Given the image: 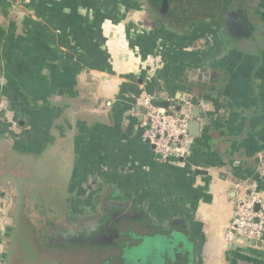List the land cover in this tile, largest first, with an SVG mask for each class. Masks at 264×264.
<instances>
[{
    "label": "crops",
    "instance_id": "0c3cea01",
    "mask_svg": "<svg viewBox=\"0 0 264 264\" xmlns=\"http://www.w3.org/2000/svg\"><path fill=\"white\" fill-rule=\"evenodd\" d=\"M200 1L174 29L146 0H0V264L76 261L35 240L45 172L67 201L111 186L182 218L199 264H264V232L224 240L234 183L264 197V0ZM144 95L189 115L186 158L143 140Z\"/></svg>",
    "mask_w": 264,
    "mask_h": 264
},
{
    "label": "flooded vegetation",
    "instance_id": "af4514ba",
    "mask_svg": "<svg viewBox=\"0 0 264 264\" xmlns=\"http://www.w3.org/2000/svg\"><path fill=\"white\" fill-rule=\"evenodd\" d=\"M159 7L157 16L160 24L181 29L189 21L172 20L163 15ZM167 18L169 20H165ZM99 188L96 187L94 193H87L80 201L65 200L64 216L51 215L49 207L47 213L40 212V199L34 195L36 198L30 205L34 206L36 213L30 218L37 235L50 233L58 239L65 236L68 244L79 246L82 243L71 241L74 236L76 239L95 240L93 245L110 246L119 251L121 264H159L160 260L161 264H199L194 240L182 227L184 224L180 217L161 219L141 200L111 186ZM78 205L80 208H76ZM156 239L159 245L155 246ZM107 261L105 264H111Z\"/></svg>",
    "mask_w": 264,
    "mask_h": 264
},
{
    "label": "built area",
    "instance_id": "2783aa9c",
    "mask_svg": "<svg viewBox=\"0 0 264 264\" xmlns=\"http://www.w3.org/2000/svg\"><path fill=\"white\" fill-rule=\"evenodd\" d=\"M153 99L157 98L153 95L140 98V104L145 108L142 138L150 147L153 146V152L160 160L178 162L191 151L192 142L187 133L189 115L170 107H153L150 104ZM6 112L4 102L0 101V117ZM234 190L233 213L224 232V240L233 243L243 239H260L264 232V197L247 180L235 182Z\"/></svg>",
    "mask_w": 264,
    "mask_h": 264
},
{
    "label": "water",
    "instance_id": "95a60500",
    "mask_svg": "<svg viewBox=\"0 0 264 264\" xmlns=\"http://www.w3.org/2000/svg\"><path fill=\"white\" fill-rule=\"evenodd\" d=\"M201 2L202 1L200 0H197V3L192 2V0H148L150 8H153L158 12V7L160 6L159 10L163 13V15H166L172 20H176V17L179 16L184 17V19L182 20H187L188 17L191 16L192 13L197 9L196 4H199ZM150 104L153 107H159L164 109H168L170 107V102L168 100L153 99ZM151 148H153V146H151ZM197 173L205 172L197 171ZM181 223L185 224V221L182 218ZM65 238V236H62L58 239L50 233L48 235L45 233L35 235V240L38 242L39 245H41L39 249H42V247L46 245L55 246L59 243H67ZM73 238L74 240L71 239V241L76 242L77 240V242L85 243L84 245H86V248L81 247V249H78V251L77 249H69L70 256L72 255L74 260H76L74 264H105L107 260V262H110L111 264H121V262L119 263V260L120 257H122V254L119 253V251L113 249L112 247L93 245L96 244L95 240L76 239L75 236ZM252 241L254 242L255 240Z\"/></svg>",
    "mask_w": 264,
    "mask_h": 264
},
{
    "label": "rangeland",
    "instance_id": "374dc122",
    "mask_svg": "<svg viewBox=\"0 0 264 264\" xmlns=\"http://www.w3.org/2000/svg\"><path fill=\"white\" fill-rule=\"evenodd\" d=\"M150 16L151 15H149L150 25L153 26L154 22ZM165 20H169V19L167 18ZM41 173H42V171H41ZM47 173L48 172H45L44 175H46L48 177H45L44 175L42 177H40V179L31 177L30 180H33V181L30 182V184L28 185V189L30 190L31 194H34V192H36V193L38 192V193H41V195L43 196V199H40L39 204H38L39 207H41L40 212L44 213V211H45L47 213V211H48L47 207H49V209H51V212L49 211V213L51 215L58 216V215L63 214V216H64L66 214V208H65L66 204H65V199H64V196L66 195L65 194V187L64 186L59 187L58 185H55V184H49V183H51V181H54V179L49 178V174H47ZM9 187H10V189H13L12 185H10ZM59 201H61V202H59ZM16 207H15V203H14L13 207H12L14 212H16L15 211ZM22 208H23V206L21 205V210H22ZM9 213H11V211ZM24 221H25V219L23 220V222ZM9 226H13V223L9 224ZM27 232L33 233V228L31 226H29L27 229ZM36 235H37V233H36ZM38 235H40V234H38ZM181 239H182V241H184V237H181ZM184 243H186V242H184ZM156 244H158L157 239L155 241V246H156ZM68 246L70 248H74L72 246L76 247L79 245L68 244ZM82 246H83V248H86V245H83V243L80 244L79 248H81ZM70 257H72V255ZM161 261L162 260L159 261V264H161Z\"/></svg>",
    "mask_w": 264,
    "mask_h": 264
},
{
    "label": "trees",
    "instance_id": "16d2710c",
    "mask_svg": "<svg viewBox=\"0 0 264 264\" xmlns=\"http://www.w3.org/2000/svg\"><path fill=\"white\" fill-rule=\"evenodd\" d=\"M153 12H154V14L156 15V13H157V10H155V9H153V8H150ZM150 10V11H151ZM175 110V109H174ZM176 112H178V110H175ZM180 112V111H179Z\"/></svg>",
    "mask_w": 264,
    "mask_h": 264
}]
</instances>
